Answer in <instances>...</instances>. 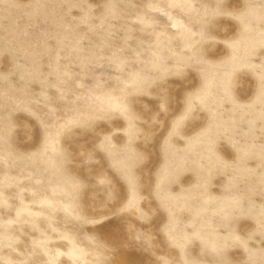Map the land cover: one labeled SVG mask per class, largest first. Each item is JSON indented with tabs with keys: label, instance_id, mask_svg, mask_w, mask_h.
<instances>
[{
	"label": "rangeland",
	"instance_id": "374dc122",
	"mask_svg": "<svg viewBox=\"0 0 264 264\" xmlns=\"http://www.w3.org/2000/svg\"><path fill=\"white\" fill-rule=\"evenodd\" d=\"M0 264H264V0H0Z\"/></svg>",
	"mask_w": 264,
	"mask_h": 264
}]
</instances>
